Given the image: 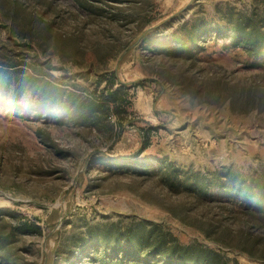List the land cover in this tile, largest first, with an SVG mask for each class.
I'll return each mask as SVG.
<instances>
[{"label":"rangeland","instance_id":"obj_1","mask_svg":"<svg viewBox=\"0 0 264 264\" xmlns=\"http://www.w3.org/2000/svg\"><path fill=\"white\" fill-rule=\"evenodd\" d=\"M239 16L264 23V0H0V70L39 86L0 101V264L115 257L100 233L141 227L175 255L264 264L260 209L166 175L171 163L179 179L264 180V61L213 34ZM193 23L208 26L197 60L158 44ZM42 86L79 99L117 89L128 111L91 130L35 110Z\"/></svg>","mask_w":264,"mask_h":264},{"label":"trees","instance_id":"obj_2","mask_svg":"<svg viewBox=\"0 0 264 264\" xmlns=\"http://www.w3.org/2000/svg\"><path fill=\"white\" fill-rule=\"evenodd\" d=\"M207 31L208 26L206 23L183 25L172 38L165 39L158 44L162 48L164 47L165 51L175 56L187 57L188 55L189 58L197 60V54L203 46L208 34ZM213 34L217 38L224 37L225 39L228 37L227 40H224L225 45L237 47L242 44L241 46L248 50L258 62L264 61V23L261 21H256L249 16H239L236 20L232 17L220 18L213 28ZM35 79L33 77V80ZM12 84L11 72L0 70V101L11 90H14L12 97L17 100L20 99L17 97L27 92V90H32L34 94L37 92V87L39 88L35 84L27 87L25 79L15 86H12ZM12 87L16 89V97L14 96L15 89H12ZM41 90L42 92L37 93L40 95L38 103L34 107L35 110L44 113L49 111L57 119L81 122V124L89 126L91 130H101L107 125L102 123L105 115L113 113L122 118L128 111L127 100L117 89L103 92L100 99H79L76 95L64 96L62 92L56 91L53 87L47 89L42 86ZM112 127L114 125L111 124L109 128ZM147 145L148 142L144 144V148ZM168 165V174L166 175L171 178L173 186L193 188L194 191L203 196L208 194L211 197L210 195H213V192L233 196L249 206L260 209L261 215L264 216V180L262 178L246 180L237 175H232L226 180L222 176H217L214 179L206 177L179 179L176 165L171 163ZM123 166L124 163L119 165L117 169H122ZM17 229L21 233L41 232L42 230L41 226L35 222H24ZM100 234L101 237H97L96 242H99L105 249L119 255L107 258L81 255L78 257L79 264H94L95 261H99L100 264H157L151 257L155 253L163 254L161 258L167 264H213V256L190 253L186 249H183L181 255H175L176 249L172 248L170 250L166 247L164 237L155 234L153 229L146 231L141 227L134 233L129 231L124 237L119 230L111 233L105 229ZM152 238H155V240L152 241ZM148 247H153V249L148 253H144V249ZM82 249L79 248L80 253H82Z\"/></svg>","mask_w":264,"mask_h":264}]
</instances>
